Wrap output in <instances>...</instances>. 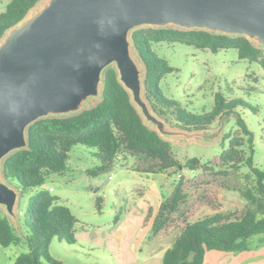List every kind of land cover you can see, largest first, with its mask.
<instances>
[{"label":"trees","instance_id":"16d2710c","mask_svg":"<svg viewBox=\"0 0 264 264\" xmlns=\"http://www.w3.org/2000/svg\"><path fill=\"white\" fill-rule=\"evenodd\" d=\"M40 0H9L0 11V40L18 24ZM129 39L144 64V96L159 115L171 117L184 129H206L221 116H227L241 101L229 100L217 92L213 108L203 114L186 111L181 104L162 94L159 81L175 68L151 50L152 43L179 42L198 49L235 48L239 58L257 61L264 69V49L254 45L243 34H226L198 27L137 26L129 30ZM101 97L94 105L67 116L40 117L27 125V145L6 155L0 170L6 183L16 182L20 193L34 191L27 204L29 233L25 236L27 250L19 253L12 264H65L48 251L52 238L75 242L73 226L76 218L68 206L41 186L50 173L66 169L67 155L72 146L82 144L96 149L99 165L90 170L96 174L113 166L120 153L137 159L136 171L166 172L169 169H194L200 162L192 157L181 165L171 143L143 121L133 105L129 92L120 80L115 65H106L101 72ZM239 131L229 138L228 146L210 163L223 175L233 174L244 188L239 189L245 204L240 214L213 210L193 220L190 218L202 203H214L216 197L204 190L179 211L184 202L182 181L176 183L169 198L162 199L152 217L153 234L182 223L179 233L163 254L161 264H202L206 250L245 251L256 236L264 243V171L253 165V134L245 121L236 120ZM214 165V166H213ZM244 169V170H243ZM234 190L237 187L234 185ZM101 200L96 198L98 207ZM178 212V213H177ZM177 215L175 216V214ZM20 242L10 220L0 213V244L7 247Z\"/></svg>","mask_w":264,"mask_h":264},{"label":"rangeland","instance_id":"374dc122","mask_svg":"<svg viewBox=\"0 0 264 264\" xmlns=\"http://www.w3.org/2000/svg\"><path fill=\"white\" fill-rule=\"evenodd\" d=\"M8 1L0 0V11ZM48 2L49 0H40L22 21L43 10ZM163 26L182 28L175 23ZM11 29L3 35L0 43ZM249 39L254 45L264 49V44L257 38ZM129 42L130 56L138 68L140 84L137 92L126 88L133 105L145 124L171 143L181 165L192 157H197L200 165L194 169L180 166L178 171L169 169L166 172L143 173L135 170L138 164L136 157L120 153L111 168L93 175L89 171L99 165L96 149L82 144L72 146L67 155L66 169L61 173H50L41 186L47 190L51 188L49 192L57 198L56 202L68 206L76 218L72 229L75 242L69 244L52 238L48 246L49 254L65 264H118V256L113 257L117 252L114 246L117 247L118 242L115 233L123 227H145L148 221H140L139 212L151 211L150 215L153 216L155 198H169L179 179L182 181L181 189L184 194V202L179 211L185 209L204 190L216 197V202L212 204L202 203L190 220L213 210L240 214L245 202L239 189L245 185L239 177L218 173L217 168L208 164L228 146L229 138L239 131L236 122L238 117L245 121L253 134V165L264 171V69L257 61L239 58L235 48L212 52L179 42L152 43L151 50L175 68L160 79V91L167 98L177 100L186 111L195 114L209 112L214 106L217 92L226 101L242 102L229 115L217 117L206 129L188 130L179 126L171 117L159 116L153 111L144 96L143 61L130 39ZM110 65L116 63L112 61ZM101 89L100 79L97 91L85 95L77 108L66 112L50 111L45 116H67L86 109L100 100ZM15 150L17 149L10 150L6 155ZM0 181L6 183L1 170ZM6 184L16 190L17 196L10 208L6 204H0V213L10 220L20 242L7 247L0 244V264H12L19 253L27 250L25 236L29 233L30 222L27 204L34 192L29 190L20 193L15 181ZM234 185L236 190L233 189ZM154 188H157V196ZM96 198L101 200L98 207ZM181 227L182 223H178L160 231V235L167 239L168 244ZM250 242L252 245L255 240Z\"/></svg>","mask_w":264,"mask_h":264},{"label":"water","instance_id":"95a60500","mask_svg":"<svg viewBox=\"0 0 264 264\" xmlns=\"http://www.w3.org/2000/svg\"><path fill=\"white\" fill-rule=\"evenodd\" d=\"M167 23L264 44V0H49L0 43V163L27 145V125L50 111L75 109L95 93L112 61L124 86L137 92L128 32ZM16 196L0 181V204L10 208Z\"/></svg>","mask_w":264,"mask_h":264},{"label":"crops","instance_id":"0c3cea01","mask_svg":"<svg viewBox=\"0 0 264 264\" xmlns=\"http://www.w3.org/2000/svg\"><path fill=\"white\" fill-rule=\"evenodd\" d=\"M156 190L154 188L155 196ZM160 202L161 199L155 198L154 211ZM146 215V210L139 212L140 221L145 222ZM151 220L152 217L146 220L148 224L145 227H123L115 233L118 242L117 247L114 246L117 252L113 257L118 256V264H161L164 251L172 245L174 238L167 244V239L161 237V232L153 234ZM131 238L133 239L129 240ZM252 240L255 242L252 245L250 242L249 248L241 252L206 250L202 264H264V243L260 245L256 238Z\"/></svg>","mask_w":264,"mask_h":264},{"label":"built area","instance_id":"2783aa9c","mask_svg":"<svg viewBox=\"0 0 264 264\" xmlns=\"http://www.w3.org/2000/svg\"><path fill=\"white\" fill-rule=\"evenodd\" d=\"M49 190H51V188Z\"/></svg>","mask_w":264,"mask_h":264}]
</instances>
